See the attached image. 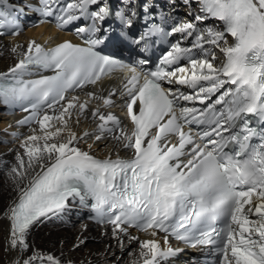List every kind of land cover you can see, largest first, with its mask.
<instances>
[{
  "label": "snow or ice",
  "instance_id": "snow-or-ice-1",
  "mask_svg": "<svg viewBox=\"0 0 264 264\" xmlns=\"http://www.w3.org/2000/svg\"><path fill=\"white\" fill-rule=\"evenodd\" d=\"M25 8L54 18L61 30L74 25L82 43L13 46L19 58L0 73L12 77L0 85V99L29 113L17 124L38 125L9 150L15 196L5 213L7 264H62L31 247L28 236L77 203L111 225L122 249L124 237L138 243L128 264H167L183 251L170 237L204 251L211 264H264V0H0V29H11L0 36L19 34ZM161 40L170 48L153 63ZM109 42L134 49L146 67L101 55ZM33 68L54 74L24 79ZM114 71L124 72L127 124L98 105L90 110L95 129L78 135L73 116L77 124L87 118L92 100L117 106V92L90 91L84 101L68 93ZM109 135L127 158L97 159L77 146ZM78 239L74 247L84 243Z\"/></svg>",
  "mask_w": 264,
  "mask_h": 264
},
{
  "label": "bare ground",
  "instance_id": "bare-ground-1",
  "mask_svg": "<svg viewBox=\"0 0 264 264\" xmlns=\"http://www.w3.org/2000/svg\"><path fill=\"white\" fill-rule=\"evenodd\" d=\"M180 15H184L183 9L180 10ZM206 24L216 26L214 23ZM50 33L45 27H38L28 30L25 34L16 38H0V73L7 72L19 58L18 55L10 51L13 46L20 45L23 50H26L29 41H35L40 44L54 34L52 32L50 35ZM62 39L63 37L58 35L57 41ZM113 90L117 92V95L113 98L116 104L121 103L117 84L115 83H105L98 89H90L87 92H96L101 97H106ZM86 93L79 96L81 101L87 99ZM102 104V100L90 101L87 118L86 116H80L79 124L76 123L75 115L73 116L72 127L78 135L85 131L91 133L95 129L96 125L91 119L90 110L98 105L101 106L102 111H111L124 121L120 110L114 107L105 109ZM125 125L126 123L124 121L121 127ZM29 127H34L38 130V125L34 124ZM29 127L19 126L16 118H8L0 110V264H7L8 260L4 251L5 241L8 235V220L5 213L8 205L12 203L15 196L11 179L7 175L8 167L14 161V152L9 150L18 149L19 134H30ZM12 133H17L18 136L14 137ZM4 142H7V144ZM77 146L82 151L89 152L93 157L100 159H104L109 155L115 158L117 154L120 156L128 154L126 150L116 144L110 135L99 141H96L94 136L86 137ZM129 232L134 236H138L141 240L150 238L147 234H139L130 229ZM78 238L83 239L84 243L80 244L79 247H74V245L79 244ZM89 238L91 241H89ZM28 243L31 247L42 253L54 255L62 264H116L118 257L121 258L119 264H128L130 259L129 252L138 249V243H129L127 237H124L125 246L122 249L119 242L113 238L111 227H101L87 222L84 218L83 211L75 207L59 218L53 217L36 224L28 236ZM161 244H163L162 239ZM126 248H128V252ZM188 253L185 252L177 259L167 262V264H194L187 260Z\"/></svg>",
  "mask_w": 264,
  "mask_h": 264
},
{
  "label": "rangeland",
  "instance_id": "rangeland-1",
  "mask_svg": "<svg viewBox=\"0 0 264 264\" xmlns=\"http://www.w3.org/2000/svg\"><path fill=\"white\" fill-rule=\"evenodd\" d=\"M89 241H91V239L89 238ZM126 251L128 252V248H126Z\"/></svg>",
  "mask_w": 264,
  "mask_h": 264
}]
</instances>
